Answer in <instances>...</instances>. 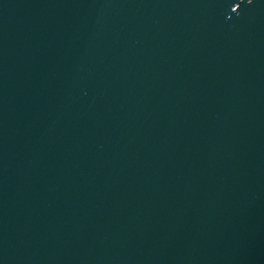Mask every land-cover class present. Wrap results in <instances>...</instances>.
I'll return each mask as SVG.
<instances>
[{"label":"water","instance_id":"water-1","mask_svg":"<svg viewBox=\"0 0 264 264\" xmlns=\"http://www.w3.org/2000/svg\"><path fill=\"white\" fill-rule=\"evenodd\" d=\"M0 264H264V0H0Z\"/></svg>","mask_w":264,"mask_h":264}]
</instances>
